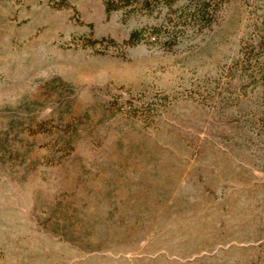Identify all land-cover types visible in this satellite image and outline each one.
<instances>
[{"label":"rangeland","instance_id":"rangeland-1","mask_svg":"<svg viewBox=\"0 0 264 264\" xmlns=\"http://www.w3.org/2000/svg\"><path fill=\"white\" fill-rule=\"evenodd\" d=\"M167 13L0 0V264H264V0Z\"/></svg>","mask_w":264,"mask_h":264},{"label":"trees","instance_id":"trees-1","mask_svg":"<svg viewBox=\"0 0 264 264\" xmlns=\"http://www.w3.org/2000/svg\"><path fill=\"white\" fill-rule=\"evenodd\" d=\"M129 1V0H123ZM141 6L143 9H148L150 11L160 10L161 8H167L168 13L165 22V25L160 27H153L151 32L148 34V39L154 38L159 40L163 31L168 33L167 37L170 36L168 42H172V45L177 44L179 36L188 32L189 30L193 31H202L205 28H209L214 22L217 14L220 11V8L225 3V0H183L184 5L179 8V10H173V5L180 0H133ZM106 11L110 13L112 10L118 9V7H113L109 2L106 3ZM174 13H179L176 15V21L172 27L169 29L171 20L170 15ZM143 39L140 30H135L131 33L129 39L126 41L127 45L134 46Z\"/></svg>","mask_w":264,"mask_h":264}]
</instances>
